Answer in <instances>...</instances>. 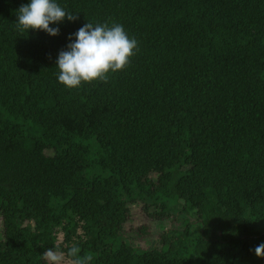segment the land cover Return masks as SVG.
Masks as SVG:
<instances>
[{"label": "trees", "instance_id": "obj_1", "mask_svg": "<svg viewBox=\"0 0 264 264\" xmlns=\"http://www.w3.org/2000/svg\"><path fill=\"white\" fill-rule=\"evenodd\" d=\"M27 3L0 0V264H263L264 0H58L55 37L17 27ZM88 22L139 50L68 89L56 57ZM133 206L179 225L135 247Z\"/></svg>", "mask_w": 264, "mask_h": 264}, {"label": "clouds", "instance_id": "obj_2", "mask_svg": "<svg viewBox=\"0 0 264 264\" xmlns=\"http://www.w3.org/2000/svg\"><path fill=\"white\" fill-rule=\"evenodd\" d=\"M16 15V25L22 32L39 30L52 37L59 35V25L65 20L75 22L77 19L76 14L67 11L58 0H28ZM68 39L66 50L58 53L55 63L57 81L68 89L94 81L106 82L110 74L123 70L139 50L137 39L130 37L117 22H88ZM46 254L53 260L58 259L52 250ZM70 254L77 256V248H72ZM255 254L264 257V243L255 248Z\"/></svg>", "mask_w": 264, "mask_h": 264}, {"label": "rangeland", "instance_id": "obj_3", "mask_svg": "<svg viewBox=\"0 0 264 264\" xmlns=\"http://www.w3.org/2000/svg\"><path fill=\"white\" fill-rule=\"evenodd\" d=\"M174 208L168 219L157 220L153 216V211L149 208L146 212L140 206L131 207L130 216L124 226V238L130 243L142 249L158 248L160 235L179 225V213L174 214ZM193 220V219H192ZM58 241H62V234L58 233ZM0 238H2V223L0 218ZM58 259L53 260L49 255L46 256L49 264H75L63 254L53 253Z\"/></svg>", "mask_w": 264, "mask_h": 264}, {"label": "water", "instance_id": "obj_4", "mask_svg": "<svg viewBox=\"0 0 264 264\" xmlns=\"http://www.w3.org/2000/svg\"><path fill=\"white\" fill-rule=\"evenodd\" d=\"M264 264V263H263Z\"/></svg>", "mask_w": 264, "mask_h": 264}]
</instances>
